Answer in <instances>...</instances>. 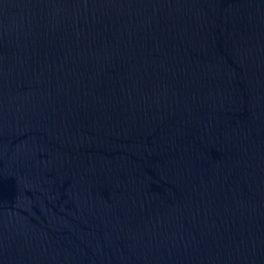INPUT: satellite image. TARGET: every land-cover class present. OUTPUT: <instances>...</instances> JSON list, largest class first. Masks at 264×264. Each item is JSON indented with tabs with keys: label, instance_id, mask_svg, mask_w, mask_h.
Returning <instances> with one entry per match:
<instances>
[{
	"label": "water",
	"instance_id": "obj_1",
	"mask_svg": "<svg viewBox=\"0 0 264 264\" xmlns=\"http://www.w3.org/2000/svg\"><path fill=\"white\" fill-rule=\"evenodd\" d=\"M0 264H264V0H0Z\"/></svg>",
	"mask_w": 264,
	"mask_h": 264
}]
</instances>
